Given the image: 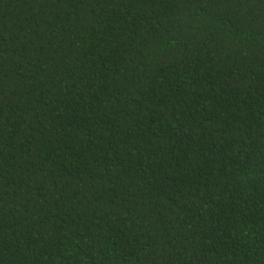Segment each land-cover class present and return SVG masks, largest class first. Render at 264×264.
I'll return each mask as SVG.
<instances>
[{
	"label": "trees",
	"instance_id": "obj_1",
	"mask_svg": "<svg viewBox=\"0 0 264 264\" xmlns=\"http://www.w3.org/2000/svg\"><path fill=\"white\" fill-rule=\"evenodd\" d=\"M0 264H264V0H0Z\"/></svg>",
	"mask_w": 264,
	"mask_h": 264
}]
</instances>
